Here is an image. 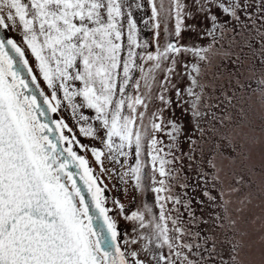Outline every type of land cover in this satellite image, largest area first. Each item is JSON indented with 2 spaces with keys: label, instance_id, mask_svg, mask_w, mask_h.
<instances>
[{
  "label": "snow or ice",
  "instance_id": "1",
  "mask_svg": "<svg viewBox=\"0 0 264 264\" xmlns=\"http://www.w3.org/2000/svg\"><path fill=\"white\" fill-rule=\"evenodd\" d=\"M146 4L151 40L134 18L142 0H0V30L20 36L0 37V264H264V215L244 216L254 200L264 213V0ZM185 33L202 43H183ZM157 72L160 107L149 114ZM241 91L258 94V117ZM173 105L184 125L165 115ZM185 167L220 186L222 239L192 230L190 201L173 191ZM105 177L154 203L132 210L106 195Z\"/></svg>",
  "mask_w": 264,
  "mask_h": 264
},
{
  "label": "rangeland",
  "instance_id": "2",
  "mask_svg": "<svg viewBox=\"0 0 264 264\" xmlns=\"http://www.w3.org/2000/svg\"><path fill=\"white\" fill-rule=\"evenodd\" d=\"M142 2L145 4V7L142 10H133L134 11V18L137 20L138 26L141 30V37L143 39H148L151 40L152 39V29H151V25H145L144 24V20H147L150 15V9L147 7L146 4V0H142ZM254 18L256 16H259L260 14L258 13H254ZM201 21H197V23H200ZM261 24V21L259 19L256 20V27L259 28ZM171 27V24H170ZM252 25L251 23H249V28H251ZM162 31V29H161ZM254 35V40L249 41L250 43H253L255 47H259V44L256 43L255 41L259 40V37L255 35V33L253 32ZM185 39L184 41H182L183 43L186 44H192L194 42H200L198 40L197 37H195L194 34H190V33H185L184 34ZM0 37H13L15 39H17V41L19 42L20 40V36L19 33H14V32H6V30H0ZM161 43L163 44V40L161 41ZM202 43V42H200ZM151 50V49H150ZM29 60L30 63L32 61V58L30 57L29 54ZM148 65L145 64V67H147ZM177 71H181V68L178 66ZM25 77L27 79H29L30 81V77H27V72L25 71ZM140 73L137 71L134 73V76L136 78H139ZM259 77V72H257V78ZM186 77L185 76H180L179 79L177 80V77H173V82H176L178 84H182L184 83ZM163 80V72H157L156 73V83L153 84L152 86V95H153V100L148 101L149 103V114L151 112H155L157 111V109L160 107V101L155 99V97L157 95L160 94V88H159V82ZM41 83V88L42 90H45L46 94L47 90H46V85H44ZM248 83H250L252 86H255V79L248 81ZM186 86V85H185ZM33 89L35 86H32ZM141 93L147 91L144 87H143V81H141V87L139 90ZM165 95L171 97L172 99H175V95L174 92L170 91L168 93H165ZM258 95V94H257ZM257 95H251L249 93H245L243 91H241L240 93H238V98L241 99L242 102L246 101V107L249 109L250 113L254 112L255 115L258 117L260 114V101L257 98ZM41 103H42V99H41ZM139 110H143V109H139ZM85 114H89V110H84ZM61 112H64L63 109H61ZM165 115L170 118L173 119L175 121H177L178 123H180L181 125H184L186 123L187 120V116L185 115V113H183L181 111L180 108H176L175 105H173L170 109H166L165 110ZM49 117L53 118V119H59L60 115L59 114H49ZM64 118L66 123L69 124L70 127H74V133L76 134L78 133V126H75V121H73L70 118V113H65L64 114ZM145 123H147V120H145ZM68 134V133H66ZM195 135V133H193ZM71 135V134H69ZM78 139L80 140L81 143L84 144H89L90 146H99V142L98 141H92L90 138H84V137H79ZM164 139L166 140V137H164ZM74 150H76L78 152V154L81 155H85L84 152H82L78 147L74 146ZM86 158L89 159L91 166L94 169H97V166L95 165L94 162V158L91 156L90 153L86 154ZM123 159V158H122ZM129 163L133 164L135 163V158L134 155H130L129 156ZM119 167V166H117ZM98 172V169H97ZM179 177H180V182H183L187 185V187H180V182L175 183V186L173 188V191L175 194L181 196L183 199L190 201V206L192 208V210L195 212L196 217L198 218L195 225L192 226V230L193 231H199L201 233V236L207 237L210 235L215 234L218 238L222 239L223 235L226 231V228H222L219 227L218 225L221 223L220 221H217V217H225L227 214L225 212L224 207L221 206L222 201L220 200V186L217 185V187L213 188L212 187V181H211V177H206L205 179L208 181L207 183H205V180H201L199 179V177L197 176V173L191 169H188L187 167H185L180 173H179ZM104 182L105 184L108 185L109 191L106 193V195H108L110 198H118L120 199L121 203H125L128 207H130L132 210H135L136 207H140L142 206L143 203H148V204H153L154 203V195L149 191L147 193H144L143 195L138 194V193H131L129 192L128 195H125L123 189L119 188V186H117V188H113L112 185L116 184L117 181L116 180H108V178H104ZM256 183L259 184V179H256ZM204 191H208L211 195L216 196L217 199L215 201H209L208 198L206 196H204ZM228 196H225V199H227ZM232 204L229 206V211H231L233 217H235L237 215L235 209L238 206L236 203V197L232 196ZM130 201H132L130 203ZM109 207H111V205L109 204ZM261 202L260 200H254L250 205L249 208L247 210H245L244 212V216L248 219H251L252 215L255 214L256 216H261L264 215V213L261 212ZM182 212L184 211L183 207H181L180 209ZM184 218L187 219V213L185 212L184 214ZM202 221H207V223H203ZM226 223V221H225ZM119 227L121 228V230H128V225L126 222H124L123 220H120L119 222ZM249 227H253V228H258L259 225H255V226H249ZM253 241H256L254 243V251L256 253L255 258L259 259V250H260V245L257 241V237L253 236L252 237ZM211 245V241H209L208 245H205V247H209ZM227 246H225L224 248H221L219 250V255L224 257V259L226 260L228 258V253L226 250ZM202 255L207 256V252H202ZM210 260L212 259L211 257L209 258ZM217 260V264L219 261V257H216Z\"/></svg>",
  "mask_w": 264,
  "mask_h": 264
},
{
  "label": "flooded vegetation",
  "instance_id": "3",
  "mask_svg": "<svg viewBox=\"0 0 264 264\" xmlns=\"http://www.w3.org/2000/svg\"><path fill=\"white\" fill-rule=\"evenodd\" d=\"M41 119H44L43 117H41ZM72 171H76L74 168L72 169ZM77 181L79 183V177L77 176ZM81 187H83V185H81Z\"/></svg>",
  "mask_w": 264,
  "mask_h": 264
}]
</instances>
